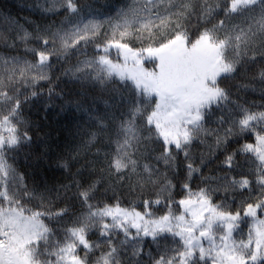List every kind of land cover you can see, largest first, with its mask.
Returning a JSON list of instances; mask_svg holds the SVG:
<instances>
[{
    "label": "snow or ice",
    "instance_id": "1",
    "mask_svg": "<svg viewBox=\"0 0 264 264\" xmlns=\"http://www.w3.org/2000/svg\"><path fill=\"white\" fill-rule=\"evenodd\" d=\"M86 6L89 0H48L42 11L56 14L60 23L53 21L35 36L26 28L20 35L16 18L0 15V47L21 41L27 53L23 58L0 53V264H264V100L238 104L237 114L214 137L211 155L217 148L224 152L218 161L224 171L212 177L216 184L193 187V173L201 174L203 159L200 164L186 161L179 181L166 170L154 171L148 162L138 167L153 154L178 173L176 154L187 157L184 145L207 132L198 123L200 108L229 98L221 74L244 76V82L237 81L242 87L264 95V0H122L102 18L85 16ZM185 55L211 80L205 84L201 76L190 103L180 87ZM57 60L63 68L53 79ZM133 67L147 77H129L135 97L143 83L145 95L150 98L155 91L160 100L142 110L137 99L130 117L116 120L112 132L107 121L95 117L105 131L92 130L73 157L101 136L105 142L112 137L113 148L102 153L105 166H93L98 174L86 187L76 181L77 207L68 203V185L46 181L41 186L9 162L10 149L32 140L25 109L33 98L50 96L63 76L77 79L87 71L103 86L114 74L123 82ZM173 75L180 114L161 128L154 117L168 89L156 82ZM58 163L68 171L66 160ZM125 175L133 192L139 188L128 204L117 191ZM110 177L116 178L115 185ZM109 191L113 195L98 202L90 198ZM215 193L228 198L217 199ZM113 228L122 233L118 243L108 238L115 236L108 231ZM93 235L107 238L105 244L95 243ZM129 245L124 250L131 260L121 258V246Z\"/></svg>",
    "mask_w": 264,
    "mask_h": 264
},
{
    "label": "trees",
    "instance_id": "2",
    "mask_svg": "<svg viewBox=\"0 0 264 264\" xmlns=\"http://www.w3.org/2000/svg\"><path fill=\"white\" fill-rule=\"evenodd\" d=\"M122 3V0H89V6L84 9L85 16L89 14L96 17H103L110 14ZM48 6V0H0V15L5 13L14 16L22 25L20 35H23V29L33 33L44 32L47 25L55 21L60 23L58 16L52 13H45L42 7ZM189 30L193 31L191 24L194 21L188 22ZM39 26V27H37ZM29 43H38L35 40H30ZM91 51V50H90ZM0 53L5 55H20L23 58L27 53L23 48V42L16 41L14 47H0ZM73 62H75V53H73ZM134 64V62H131ZM151 65H149L150 67ZM63 62L57 60L56 67L52 69L53 79L61 72ZM134 68V67H133ZM140 79L139 76L147 79L146 74L139 72L137 76L134 72L128 70L125 72V79L121 82L116 76L109 82L101 86L97 81L91 79L90 72L79 74V78L71 79L68 76L61 77L55 84V91L49 96L44 93L30 101V106H26V118L30 121L28 131L32 135L31 142L21 141L18 147L10 149L6 155L9 162L15 163L26 174L34 176L42 186L46 181L51 184L68 185L70 192L68 195L71 199L68 201L73 208L77 207L79 196L76 181H80L81 187H86L98 172H93V166L98 170L105 166L106 156L102 153L110 152L113 148L111 138L108 142L104 141L103 136L98 137L97 143L94 144L88 151L75 158L73 153L78 148L85 145L92 130L104 132L105 129L98 125L95 117L107 121V131L112 132L115 128L116 120H123L131 115V109L136 107L138 99L141 109H145L152 101L159 102L160 97L154 91L151 97L145 95L144 84L140 86V95L135 97L131 90L132 80ZM206 77L205 84H211V80ZM220 84L226 89L228 99L223 100L218 98L216 103L209 102L200 108L203 114V119L199 121L207 132L203 133L196 139H193L191 144H185L188 149V156L184 157L179 152L176 154V164L178 173L172 169L171 164L164 165L160 160H157L153 154L143 158V161L138 163V167H142L143 162H148L153 170H166L168 174L176 180H183L187 171L185 167L186 161H191L193 164H200L201 159L204 163L200 165L201 174L205 179L201 180L200 175L193 173V187L203 185H214L217 183L212 177H216L218 173L223 172L224 168L219 165L224 155L221 149L217 148L216 155L212 156L213 139L219 135L228 126L229 121L237 114L238 104H249L252 100H264V95H258L251 89H246L241 86L247 78L237 74L234 77H229L226 74H221ZM240 81L241 83H238ZM259 86V84H258ZM57 93H60L58 95ZM65 101H68L66 104ZM77 101V103H73ZM236 101V103H234ZM45 104L49 106L45 108ZM162 104V103H161ZM160 104V106H161ZM159 110V109H158ZM157 110V114H158ZM157 116V115H156ZM155 116V117H156ZM154 117V120H155ZM221 117L223 119H221ZM193 125L191 124L190 128ZM210 133V134H209ZM204 143H200V140ZM238 138L231 141L227 146L228 149L238 143ZM154 143H157L154 140ZM96 148H100L101 152L97 153ZM59 160L68 162V171H65L58 163ZM115 185L116 178L110 177ZM130 180L125 175L123 181L117 185L118 194L121 197L122 203L128 204L131 198L137 195L139 188L133 192L130 187ZM63 191V189H61ZM182 191V189H180ZM113 193L96 192L91 195V199L99 201L105 197H111ZM238 195V194H237ZM217 199L223 198L227 200L228 194L215 193ZM110 233H115V236H110L114 243H118L122 233L118 229H109ZM107 238H97L93 235L95 243L105 244ZM145 246L149 247L150 242L146 238ZM121 246L119 256L121 258L131 257ZM99 254V253H97Z\"/></svg>",
    "mask_w": 264,
    "mask_h": 264
},
{
    "label": "rangeland",
    "instance_id": "3",
    "mask_svg": "<svg viewBox=\"0 0 264 264\" xmlns=\"http://www.w3.org/2000/svg\"><path fill=\"white\" fill-rule=\"evenodd\" d=\"M183 69V79L180 82V87L183 89L186 94V100L188 103L191 102L193 96L197 93L199 89L198 81L201 76L204 75L202 67L195 62L192 58L187 57L186 55L183 57V63L180 65ZM130 71L134 72L137 76L139 72L135 70V68L130 69ZM143 74V73H142ZM115 77V74L114 76ZM141 80H145L142 76ZM151 83V81H149ZM206 82V77L204 75V83ZM159 87L168 89L164 92V101L161 104L156 122L161 128H168L169 125L176 119V117L180 114L177 109L180 107L177 103L179 97L176 95L174 89L177 86L176 77L170 76L167 81L164 82H156ZM186 111H195L194 108L185 109ZM188 117H185L187 119ZM183 123V121H181ZM191 124H188L187 127L190 128Z\"/></svg>",
    "mask_w": 264,
    "mask_h": 264
}]
</instances>
